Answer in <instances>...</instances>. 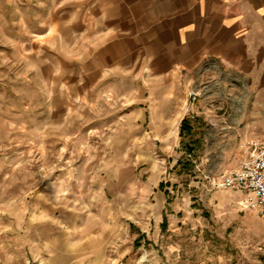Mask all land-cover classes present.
Masks as SVG:
<instances>
[{"label": "rangeland", "instance_id": "obj_1", "mask_svg": "<svg viewBox=\"0 0 264 264\" xmlns=\"http://www.w3.org/2000/svg\"><path fill=\"white\" fill-rule=\"evenodd\" d=\"M61 2L0 0V264H48L54 245L25 243L55 227L73 241L76 217L81 236L107 240L106 264H264V213L244 210L237 192L205 190L227 193L235 213L212 197L197 201L207 183L185 156L192 150L212 179L234 170L239 142L264 136V110L255 109L264 103L249 87L216 82L176 93L178 124L141 125L152 115L146 81L162 86L156 97L172 84L81 81L60 57ZM210 93L221 103L207 101ZM162 202L169 216L180 212L175 222L166 214L157 222ZM185 211L194 215L184 220Z\"/></svg>", "mask_w": 264, "mask_h": 264}, {"label": "crops", "instance_id": "obj_2", "mask_svg": "<svg viewBox=\"0 0 264 264\" xmlns=\"http://www.w3.org/2000/svg\"><path fill=\"white\" fill-rule=\"evenodd\" d=\"M61 14L57 23L60 57L68 59L81 81L93 89L105 81L133 78H156L161 85L172 84L166 96L156 97L162 86L146 81L142 100L152 115L141 125L178 124L176 108L183 105L176 93L184 90L188 96L192 87L211 88L216 82L249 87V94H255L253 101L264 103V0H62ZM209 98L211 104L219 102L213 93ZM164 107L174 110L165 116L158 112ZM262 108L255 106L256 110ZM224 115L219 118L226 119ZM205 190L203 183L197 201L212 197L211 204L217 203L214 207L236 212V201L227 198V193ZM165 203L157 222L165 214L175 222L180 212L169 216L170 204ZM181 214L184 220L194 215L188 211ZM69 223L77 232L73 241L66 242L53 226L54 236L32 232L33 238L25 245H32L30 240L38 246L43 240L54 245V258L48 264H106L107 240L81 236L77 217ZM26 258L23 264L30 261Z\"/></svg>", "mask_w": 264, "mask_h": 264}, {"label": "built area", "instance_id": "obj_3", "mask_svg": "<svg viewBox=\"0 0 264 264\" xmlns=\"http://www.w3.org/2000/svg\"><path fill=\"white\" fill-rule=\"evenodd\" d=\"M195 119V117H192ZM239 154L241 156L238 165L234 170L225 172L219 179H212L202 169V164L198 162L193 153L186 154V158L191 162L196 172L201 175L207 185V191L224 190L237 192L242 195L240 206L247 211H257L264 213V137L248 138L240 141Z\"/></svg>", "mask_w": 264, "mask_h": 264}, {"label": "trees", "instance_id": "obj_4", "mask_svg": "<svg viewBox=\"0 0 264 264\" xmlns=\"http://www.w3.org/2000/svg\"><path fill=\"white\" fill-rule=\"evenodd\" d=\"M180 129H181V132H182V136L185 133H187V129H189V124L187 123V121H183ZM190 151H191V153H193L192 150H190ZM161 187H162V185H161Z\"/></svg>", "mask_w": 264, "mask_h": 264}]
</instances>
